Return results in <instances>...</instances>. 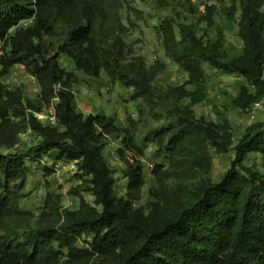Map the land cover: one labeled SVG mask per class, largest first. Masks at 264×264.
<instances>
[{"label": "trees", "instance_id": "16d2710c", "mask_svg": "<svg viewBox=\"0 0 264 264\" xmlns=\"http://www.w3.org/2000/svg\"><path fill=\"white\" fill-rule=\"evenodd\" d=\"M120 7V0H0V78L20 64L39 86L37 97L25 102L20 89L8 90L0 82V229L6 219L33 216L20 207L30 173L27 156L76 162L80 180L70 189L79 199L77 208L64 207L48 193L36 226L0 235V264H264V174L245 164L248 154H264V121L246 128L218 180L200 183L184 199L159 191L146 207L136 204L145 185L144 146L114 116L78 109L73 85L80 79L74 70L91 77L104 72L112 83L131 88L134 98L149 104L156 99L154 82L166 65L157 60L148 66L143 55L132 54L122 36ZM263 7L264 0H239L243 51L235 56L224 52L221 32L205 42L187 25L179 26V36L169 20L156 28L165 55L188 73L182 85L169 90L187 103L170 108L167 116L174 120L154 136L171 168L204 166L211 151L226 153L233 143L228 127L194 113L193 106L207 96L203 63L246 79L233 101L237 107L246 110L263 97ZM207 10L211 26L215 6ZM237 10L234 6L228 17ZM25 21L31 24L20 25ZM54 42L52 54L48 47ZM62 56L74 70L64 67ZM50 106L58 127L35 115ZM28 129L40 138L37 145L26 153L3 152L14 149ZM111 135L121 137L124 195L115 192V170L105 157ZM50 168L44 167L48 175L54 172ZM153 171L158 174V166ZM84 192L94 197L93 204Z\"/></svg>", "mask_w": 264, "mask_h": 264}, {"label": "rangeland", "instance_id": "374dc122", "mask_svg": "<svg viewBox=\"0 0 264 264\" xmlns=\"http://www.w3.org/2000/svg\"><path fill=\"white\" fill-rule=\"evenodd\" d=\"M120 2L119 16L124 25L122 36L129 50L133 55H143L148 66L157 60L166 65L154 82L156 99L151 104L142 98H134L131 88L122 87L116 82L112 83L104 72L99 77L87 76L81 71L74 70L66 56H62L60 60L66 69L74 70L80 79L73 85L78 109L85 115L104 112L114 116L116 124L129 127L136 142L144 146V155L141 160L145 185L142 188L141 198L136 204L149 207V204L156 199L155 193L158 192L159 195L161 191L167 193L168 198L175 194L184 199L197 185L218 180L230 167L234 159L235 144L249 125L264 121V107L257 110L252 117L247 109L244 110L234 105L233 101L239 94L240 87L247 84L246 79L236 72L220 70L207 62L203 63V81L207 96L202 102L193 106L194 113L196 117H203L220 127H228L233 143L226 153L218 154L211 151V157L204 162V166L197 164L185 169L171 168L163 154L157 152L154 136L174 120L167 116L169 109L175 104L187 103V100L178 101L176 95H172L169 90L170 87L182 85L187 80L188 73L165 55L156 28L163 21L169 20L179 36V26L187 25L195 30L198 36L203 37L205 42L214 41L221 32L224 36V52L229 56L241 54L243 42L238 36L239 0H120ZM209 5L215 6L214 24L211 26L205 20ZM234 6L238 8L237 13L233 18H229L227 12ZM30 24V21H25L20 25ZM48 43L50 40L47 41ZM48 50L54 54L56 42L52 43ZM0 82L8 90L20 89L25 102L28 99H35L39 93L35 77L20 64H16L10 73L2 76ZM188 88L191 87L188 86ZM251 91L255 89L251 87ZM56 101L54 100L53 104ZM42 113L45 117L40 120L44 124L58 127L53 106L47 107ZM39 141L40 138L28 129L20 134L19 143L14 149L3 150V152L7 154L26 153ZM120 145L121 137L111 135L107 138L104 152L107 162L115 170L114 190L118 195H124L128 179L124 178L126 165L117 151ZM25 159L30 173L25 187L20 192V207L31 211L33 216L25 220L6 219L0 229V235L9 232L20 235L36 226L48 193L60 197L64 207L70 209L78 207L79 199L70 193V189L80 183L76 170H70L64 165L56 167L49 155L40 158L35 156V160H30L28 156ZM245 164L264 174V154L256 152L248 154ZM45 166L51 167L50 169L54 172L50 175L46 174ZM156 166H158V174L153 171ZM162 186L164 189L161 188ZM84 196L93 204L94 197L90 193L84 192ZM79 245L84 247L83 242Z\"/></svg>", "mask_w": 264, "mask_h": 264}, {"label": "built area", "instance_id": "2783aa9c", "mask_svg": "<svg viewBox=\"0 0 264 264\" xmlns=\"http://www.w3.org/2000/svg\"><path fill=\"white\" fill-rule=\"evenodd\" d=\"M263 107H264V95L260 100L255 101L247 110L249 111V114L253 117L256 111ZM35 115L39 120L45 117L43 113H35ZM50 126H54V125H50ZM54 164L56 167L64 165V166H67L70 170L78 171L76 162L57 161V162H54Z\"/></svg>", "mask_w": 264, "mask_h": 264}, {"label": "crops", "instance_id": "0c3cea01", "mask_svg": "<svg viewBox=\"0 0 264 264\" xmlns=\"http://www.w3.org/2000/svg\"><path fill=\"white\" fill-rule=\"evenodd\" d=\"M83 99V98H82Z\"/></svg>", "mask_w": 264, "mask_h": 264}]
</instances>
